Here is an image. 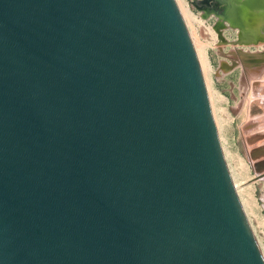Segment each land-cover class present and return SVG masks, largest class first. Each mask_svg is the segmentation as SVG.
I'll list each match as a JSON object with an SVG mask.
<instances>
[{"label": "water", "instance_id": "water-1", "mask_svg": "<svg viewBox=\"0 0 264 264\" xmlns=\"http://www.w3.org/2000/svg\"><path fill=\"white\" fill-rule=\"evenodd\" d=\"M0 264H264L173 0H0Z\"/></svg>", "mask_w": 264, "mask_h": 264}, {"label": "rangeland", "instance_id": "rangeland-1", "mask_svg": "<svg viewBox=\"0 0 264 264\" xmlns=\"http://www.w3.org/2000/svg\"><path fill=\"white\" fill-rule=\"evenodd\" d=\"M178 4L201 67L227 171L264 251V34L250 32L256 29L254 16L233 24L222 17L225 8L217 10L211 0Z\"/></svg>", "mask_w": 264, "mask_h": 264}, {"label": "flooded vegetation", "instance_id": "flooded-vegetation-1", "mask_svg": "<svg viewBox=\"0 0 264 264\" xmlns=\"http://www.w3.org/2000/svg\"><path fill=\"white\" fill-rule=\"evenodd\" d=\"M252 1L253 3H249L247 0H211L213 7L217 10H219L218 6L220 9L225 8L222 17L230 20L233 24H240V20L248 15L254 16L252 23L256 25V29L250 30V32L254 35L264 34V2H262L263 0ZM239 31L243 33V30Z\"/></svg>", "mask_w": 264, "mask_h": 264}, {"label": "bare ground", "instance_id": "bare-ground-1", "mask_svg": "<svg viewBox=\"0 0 264 264\" xmlns=\"http://www.w3.org/2000/svg\"><path fill=\"white\" fill-rule=\"evenodd\" d=\"M174 1V3H175V5H176V7H177V9H179L180 7H179V4H178V0H173ZM262 2H264V0L262 1ZM179 11V10H178ZM180 11H181V9H180ZM180 13V12H179ZM181 15V14H180ZM183 15H184V13H183ZM182 17V16H181ZM185 18V17H184ZM186 20V19H185ZM185 24V23H184ZM195 51V50H194ZM198 60V59H197ZM199 64V63H198ZM199 68L201 69V67L199 66ZM231 178V177H230ZM231 182H232V179H231ZM232 184H233V187L235 186L234 185V182H232ZM235 189V188H234ZM236 191V190H235ZM240 204V203H239ZM256 240V239H255ZM259 249H260V251H261V253H262V255H263V258H264V251H262L261 250V248L259 247Z\"/></svg>", "mask_w": 264, "mask_h": 264}]
</instances>
